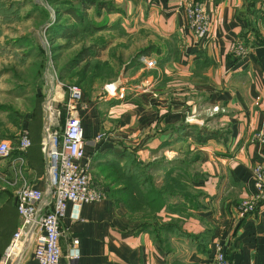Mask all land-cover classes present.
<instances>
[{"label":"crops","instance_id":"1","mask_svg":"<svg viewBox=\"0 0 264 264\" xmlns=\"http://www.w3.org/2000/svg\"><path fill=\"white\" fill-rule=\"evenodd\" d=\"M113 1L122 6V18L105 29L117 34L92 42L89 55L83 53L74 64L88 57L111 62L113 46L121 45L120 66L105 77L115 82L117 93L83 95L74 111L84 138L81 161L102 195L82 203L77 218L67 204L59 219L60 264H212L215 240L232 264H264V200L252 212L237 208L253 191V164L264 163V144L254 139L264 129V12L256 0ZM192 2L206 10V39L197 38L187 24L184 6ZM239 41L247 48L243 55L230 49ZM142 58L154 64L147 67ZM187 123L205 126L212 135L197 141L195 134H179L177 127ZM96 134L101 137L95 139ZM4 138L14 145L16 136ZM124 147L136 154L129 148L123 152ZM183 150L198 158L180 161L184 168L176 165L170 175L185 171L192 197L181 204L173 196L159 207L160 221L170 226L158 240L148 230H136L138 215L129 216L123 202L111 196L109 190L122 185L113 173L131 155L143 160L164 154L174 160ZM28 153L22 176L44 189L40 147L37 168ZM5 159L3 169L11 175ZM17 223L12 192H0V258ZM73 240L76 258L68 254ZM17 264H38L30 247Z\"/></svg>","mask_w":264,"mask_h":264},{"label":"rangeland","instance_id":"2","mask_svg":"<svg viewBox=\"0 0 264 264\" xmlns=\"http://www.w3.org/2000/svg\"><path fill=\"white\" fill-rule=\"evenodd\" d=\"M106 5L114 11H107ZM121 10L122 6L113 0H0V139L13 138L25 128L34 98L41 95L42 101L51 87L54 88L52 95L55 90L57 93L64 90L65 94L66 85L74 83L79 86L82 98L83 95L105 97L102 87L109 82L105 77L112 72V66H120L122 57L116 51H121V45L113 46L115 58L111 62L88 57L74 64L79 60L77 54L81 49L117 34L112 29L106 31L105 26L121 21ZM52 106L56 112L55 127H60L65 116L63 100L55 99ZM127 148L123 152L136 154L135 148ZM191 155L179 152L174 160L184 161ZM131 157L140 167H149L147 181L154 187L162 186L167 178L166 167L154 171L156 166L149 163L160 160L159 163L166 164L170 158L164 154L143 160L136 155ZM5 161L0 157V192L9 193L13 192L15 183L3 169ZM122 171V168L114 171L116 183L123 182Z\"/></svg>","mask_w":264,"mask_h":264},{"label":"built area","instance_id":"3","mask_svg":"<svg viewBox=\"0 0 264 264\" xmlns=\"http://www.w3.org/2000/svg\"><path fill=\"white\" fill-rule=\"evenodd\" d=\"M258 8L264 12V0H256ZM184 14L189 28L197 38L206 39L209 36V20L201 2L187 3ZM236 55H243L246 46L235 42L230 46ZM144 65L154 64L152 58H142ZM106 96L117 93L115 82L109 81L103 85ZM54 88L41 101V134L39 147L43 156L46 185L40 189L27 182L22 176V165L25 162V150L30 144L27 128H22L16 135L14 145L9 139H0V157L8 158L7 164L11 172L15 188L12 192L18 223L13 230L0 258V264H17L27 248H31L38 264H60L61 250L58 242L61 229L59 219L70 204V216L78 217L79 206L82 203L98 199L101 189L92 184L87 162L83 157V131L80 118L76 113L81 105L82 93L77 84L66 85L64 90L55 95ZM57 98H55V97ZM63 100L65 116L60 127H55V113L52 101ZM101 134H96L99 139ZM254 139L264 144V129L254 133ZM19 153L10 156L11 149ZM253 191L240 198L237 208L239 212H252L264 200V163L257 161L252 169ZM73 240L68 248V254L76 258L78 250ZM212 264H232L219 240L212 243Z\"/></svg>","mask_w":264,"mask_h":264},{"label":"trees","instance_id":"4","mask_svg":"<svg viewBox=\"0 0 264 264\" xmlns=\"http://www.w3.org/2000/svg\"><path fill=\"white\" fill-rule=\"evenodd\" d=\"M66 6H68L67 8L72 12L71 6L69 4H66ZM89 50V47L81 49L77 54L78 59L82 57L83 53H86V56H88ZM41 113V95H38L33 100L31 113L27 119V130L30 144L26 148V154L29 151L28 157L31 158V164L36 168L38 167L36 165V161H38L37 152H39V140L41 134ZM177 131L179 134H195L197 141H203V138L212 135V132L205 126H198L194 123L182 124L177 127ZM201 134H203L202 138ZM17 153H19V151L14 146L11 150V155L14 156ZM197 158L198 154H192L189 159L185 160V162L194 161ZM134 159L135 158L130 157L129 161H127L126 165H124L122 171L123 182L121 187L116 191L111 189L109 190V193L111 196H116L117 199L123 202L129 216L137 217V215L133 214H139L137 217L139 221L135 225L136 230H148L155 234L159 240V236L157 234L161 231H166L170 226V222L160 221V217L156 214L159 207L173 196L181 198V204L188 201L190 196L192 197L191 192L187 188V181L184 175L185 171L178 169L179 173L177 175H170V173L175 170L176 165H178V168H184L182 166L183 162H180L183 160L170 159L168 160V163L166 162V164L159 163L160 160H155L149 163V165L151 164L156 167H166L164 172L166 173L165 175L167 178L163 180L161 187H154L153 184L147 181L146 178L148 175L146 171L149 167H140L139 163L135 162ZM141 175L142 178L140 179L139 176ZM135 199H137V203H135Z\"/></svg>","mask_w":264,"mask_h":264}]
</instances>
